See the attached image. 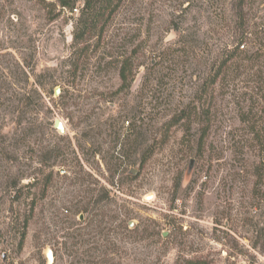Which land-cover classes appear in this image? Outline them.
I'll use <instances>...</instances> for the list:
<instances>
[{"label": "rangeland", "instance_id": "obj_1", "mask_svg": "<svg viewBox=\"0 0 264 264\" xmlns=\"http://www.w3.org/2000/svg\"><path fill=\"white\" fill-rule=\"evenodd\" d=\"M109 2L0 0V264H264V0Z\"/></svg>", "mask_w": 264, "mask_h": 264}, {"label": "trees", "instance_id": "obj_2", "mask_svg": "<svg viewBox=\"0 0 264 264\" xmlns=\"http://www.w3.org/2000/svg\"><path fill=\"white\" fill-rule=\"evenodd\" d=\"M110 0H102V4H105V5H107V4H109L110 2H109ZM104 2V3H103ZM106 2H107V4H106ZM74 2H71V4H69L68 2H61V4H62V6L63 7H67V6H69L70 8H72L73 6H74V4H73ZM101 4V5H102ZM101 5L95 10V11H98V12H102V9L104 10V8L103 7H101ZM104 5V6H105ZM94 8H95V6H91L90 4H89V2L87 1V2H85V4H84V7H83V11L84 10H86L87 11V16H90V15H94L96 12H94L93 10H94ZM92 12H94L93 14H91ZM94 18V17H93ZM92 31V29H91V27H90V24H86V25H84L82 28H81V36L82 37H85V35H87V33H89V32H91ZM126 69L125 68H120V79H121V81H122V84L124 85L125 83H126ZM127 84V83H126ZM127 86V85H126ZM22 238H23V236H22Z\"/></svg>", "mask_w": 264, "mask_h": 264}, {"label": "water", "instance_id": "obj_3", "mask_svg": "<svg viewBox=\"0 0 264 264\" xmlns=\"http://www.w3.org/2000/svg\"><path fill=\"white\" fill-rule=\"evenodd\" d=\"M59 93H60V89L56 88L54 90V95L58 96ZM53 127L55 130H57L61 134L64 133V127L62 125V122L59 119L54 120ZM45 256H46L47 262L49 264H51L53 262V254H52V251L50 249H46Z\"/></svg>", "mask_w": 264, "mask_h": 264}, {"label": "bare ground", "instance_id": "obj_4", "mask_svg": "<svg viewBox=\"0 0 264 264\" xmlns=\"http://www.w3.org/2000/svg\"><path fill=\"white\" fill-rule=\"evenodd\" d=\"M63 125V124H62Z\"/></svg>", "mask_w": 264, "mask_h": 264}]
</instances>
